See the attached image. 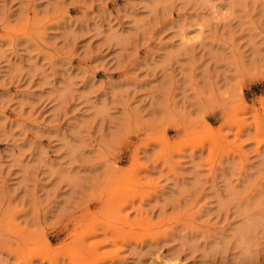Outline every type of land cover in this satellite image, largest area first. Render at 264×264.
Returning a JSON list of instances; mask_svg holds the SVG:
<instances>
[{
  "label": "rangeland",
  "instance_id": "rangeland-1",
  "mask_svg": "<svg viewBox=\"0 0 264 264\" xmlns=\"http://www.w3.org/2000/svg\"><path fill=\"white\" fill-rule=\"evenodd\" d=\"M248 257L264 0H0V264Z\"/></svg>",
  "mask_w": 264,
  "mask_h": 264
},
{
  "label": "bare ground",
  "instance_id": "bare-ground-1",
  "mask_svg": "<svg viewBox=\"0 0 264 264\" xmlns=\"http://www.w3.org/2000/svg\"><path fill=\"white\" fill-rule=\"evenodd\" d=\"M253 258V257H252ZM261 261L262 260H259V259H255V258H253V259H249V257H248V260H246L245 262H244V264H261Z\"/></svg>",
  "mask_w": 264,
  "mask_h": 264
}]
</instances>
